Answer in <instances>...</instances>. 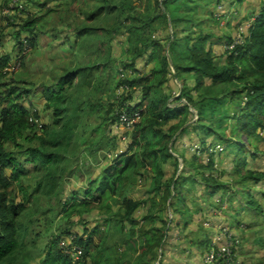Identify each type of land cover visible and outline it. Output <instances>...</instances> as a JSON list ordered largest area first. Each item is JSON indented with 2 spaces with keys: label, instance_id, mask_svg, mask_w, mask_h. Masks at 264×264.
<instances>
[{
  "label": "trees",
  "instance_id": "1",
  "mask_svg": "<svg viewBox=\"0 0 264 264\" xmlns=\"http://www.w3.org/2000/svg\"><path fill=\"white\" fill-rule=\"evenodd\" d=\"M55 1L59 4L53 6ZM205 1L222 4L223 9L206 16L200 12ZM78 2L84 3L85 8L79 18L76 16L77 23L63 21L51 32L54 41L61 40L58 46L63 54L70 55V63L62 65L52 82L43 88L51 123L42 124L37 110L30 111L21 104L29 90L12 87L7 89L6 96L0 93L5 106L0 112V264H17L26 254L31 218L37 214L31 204L59 197L64 188L60 174L74 151L78 130L87 126L88 119L97 121L89 134L93 141L88 149L98 152L103 148L101 143L112 140L114 144L108 148L109 160L101 163L83 197L76 195L68 200L61 196L63 218H79L87 236H76L72 243L82 252L81 264H120L122 257H117V250L108 244L111 231L119 227L129 229L130 242L136 250L139 248L143 260L159 253V264H166L171 231H180V220L188 212L184 195L189 192V180L194 182L196 178V186L200 181L203 192L210 188L213 193L225 186L236 194L232 185L224 183L211 153L216 140L226 141L219 131L220 124L228 119L223 115V106H241L235 114L236 135L241 134L244 143L264 132V0L252 16L256 20L249 21L251 26L243 43L225 50L226 44H234L237 33L225 37L223 52L217 56L212 41L215 37L202 25L208 18L219 20L230 12V3L242 0H32L31 12L27 8L16 9L19 13L27 12L15 37L20 51L37 50L47 35V16L56 13L70 17L74 14L71 7ZM61 33L65 36L59 39ZM125 36L127 61L118 62L113 46ZM216 58L220 63H216ZM10 62L9 55L0 58V77L8 76ZM112 62L124 67L123 77L119 69L117 77H110L107 67ZM174 80L182 84V98L178 101L185 99L186 103L170 107L168 101L175 94L171 87ZM103 94L107 96L101 102ZM100 102L105 109L103 114L99 113ZM191 109L197 111L198 120L189 124L195 117ZM206 112L217 120L215 124L203 121ZM122 114L130 118L139 114L126 149L121 148V136L113 130ZM35 121L41 122L42 127ZM199 129L209 130L213 137L201 138L200 149L194 151L190 163L176 145L185 135ZM9 145L15 147L13 152L7 149ZM240 147L245 152L246 147ZM197 152L207 155L208 161L198 157ZM179 161L183 162L180 175ZM170 163L176 173L166 180ZM27 165L32 166L30 171ZM245 166L246 163H237L238 178L234 183L264 182V172L245 171ZM31 178L35 179V187L25 183ZM137 178L151 181L144 200L127 194L129 189L134 194ZM245 192L253 206L251 190ZM156 202L161 208L154 211ZM174 202L183 208L176 209ZM141 211L146 215L139 222ZM92 222L95 225L90 228ZM71 229L64 233L65 237L71 236ZM60 241L53 240L48 263L74 264L70 256L73 246L60 250ZM176 257L173 264H189Z\"/></svg>",
  "mask_w": 264,
  "mask_h": 264
},
{
  "label": "rangeland",
  "instance_id": "2",
  "mask_svg": "<svg viewBox=\"0 0 264 264\" xmlns=\"http://www.w3.org/2000/svg\"><path fill=\"white\" fill-rule=\"evenodd\" d=\"M31 1L21 0L22 7L27 8V11L30 12L31 7H33ZM58 2L55 1L52 5L56 6L59 4ZM13 4L14 0H0V58L7 55L11 57L8 76L6 78L0 77V84L2 85L0 87V93H5L4 96H6L7 89L12 87L29 90L30 92L21 104L30 111L37 110L41 116L42 124L49 125L51 119L48 115L49 112L46 110L43 88L52 82L54 73L60 71L62 65L70 63V55H64L63 49L58 46L61 40L54 41V34L51 32L58 25H62L63 21H67L68 24L77 23L78 15L85 8V4L78 2L72 6L71 10L74 11V14H71L70 17L69 14L58 16L54 13L48 15L46 22L47 35L43 37L40 47L37 50L25 48L23 51H20V46L17 44L15 37L22 20L27 19V12L19 13L16 9H12ZM243 4V0L242 2L230 3V12L226 13L223 17L219 18L218 16L219 20H216V18H208L204 25H202L207 33L215 37L212 41L214 42L216 50L224 46L226 43L224 41L225 37L231 36L232 32L239 33L242 30L245 31L247 23L256 20L255 17L247 18L243 16ZM89 5L91 3L88 1L87 6ZM203 7L204 10L202 11L201 9L200 12L206 16H210L212 12L223 9L222 4L217 6L214 2L207 1L203 2ZM232 22H236L234 31L230 29ZM64 36L65 33L58 34L59 39L64 38ZM120 40L122 41L120 44L117 43L113 46V55L118 62H125L127 61V55L126 46L123 43L126 42V36L120 38ZM214 54L216 56L218 55L215 50ZM216 59V63H220V60L218 58ZM139 64V68L142 69L141 62ZM122 68L124 67L114 62L110 63L107 67L110 72V77L113 74V78L117 77L119 70L122 77L126 74ZM171 87L175 91V94L169 99L168 105L174 107L180 103H186L185 99L178 101L182 98V84L180 81H172ZM121 93L119 95H122ZM89 95L91 96V94ZM104 96L107 95H102L101 102H103ZM1 98L2 95H0ZM195 98L198 99V93L195 95ZM101 102L98 109L99 113L103 114L105 109ZM104 103L106 104V102ZM227 104L228 106H225L226 104L223 106L222 112L228 119L219 126V131L224 135L226 141L221 142L220 140H216L211 149V153L215 168L223 175L222 179L224 183H228L230 187L232 185L233 189H236V194L234 192L232 193V190L227 189L225 186L213 193L209 190L210 188L206 192H203L200 181L197 182L198 184L196 186L194 184L196 178L194 182L189 180V192H186L184 195L188 212L185 218H181L180 220V231H171L170 243L173 246L171 247L170 244L168 245L170 247H167L166 264H173L176 255H178L176 257L178 261L189 264H264V182L259 185H256L254 182H251V184L245 183L244 185L234 183L238 178V176H235L237 175L235 173L237 163L239 162L246 163L245 171L253 169L257 172H264V132H259V137L251 138L249 142L244 143L242 135H236L238 129L236 128L237 118L235 114L241 106L239 104L235 105L234 103ZM4 107L1 99L0 112ZM191 111L195 114V117L189 124L195 123L198 120L197 111L194 109H191ZM90 113L94 114V111ZM206 113L203 121L207 124H215L217 120L213 119L208 112ZM93 123L94 119H88L87 126L77 132L74 151L71 152L70 159L66 161L63 166V172L60 174L63 177L64 188L60 191L59 197L53 199L44 198L41 202L31 204L35 208L33 211L37 212V214L31 218V235L27 243V252L19 258L17 264H49L47 255L54 239H61L58 248L63 251L66 247L73 246L72 243L76 236L86 239L87 236L83 230V223L79 222V218L72 221L63 218L61 196L63 199L68 200H72L76 195L83 197V193L88 189L90 181L95 176V172L99 170L101 163H105L111 156L109 155L108 148L113 146L114 141L112 140L107 142L108 144L101 143L103 148L98 150V152H93L88 149V145L93 141L89 134L95 127L97 121ZM187 126L188 124L184 128ZM113 130L116 135L119 134L121 136V148L126 149L134 128L118 131L116 127H113ZM182 131L183 128L176 134V137ZM204 136H208L209 138L213 137L209 135V130L202 131L199 129L196 133L185 135V138L181 139L176 145L179 150L186 153V157L190 163L193 159L194 151L200 149L199 142L201 138H205ZM189 139L192 142H189ZM229 140L231 142L226 144ZM240 145L246 147L245 152L241 151ZM7 149L13 152L15 147L9 145ZM254 154L257 156L253 157ZM174 156L178 158V155L175 153ZM198 157H202L201 159H204L205 162L208 161V156L205 154L199 152ZM99 160L100 162H98ZM179 162L178 175L181 174L183 169V162ZM26 168L30 171L32 166L27 165ZM175 173L174 164H168L166 168V180L172 179ZM8 174L11 175L9 172ZM25 183L26 185L35 187L36 182L35 179L31 178L29 182L26 181ZM150 183V180L146 181V179L137 178V183L134 185L136 190L133 194V189L132 191L129 189L127 194H130L128 196H133V198L138 200H144L146 194H148ZM248 189L251 190L253 206L249 205L250 199L247 192H245ZM20 197H22L21 194ZM174 207L180 210L183 208V205L174 202ZM160 208L157 202L153 205L154 211L160 210ZM143 214L146 215L145 211H141V215L138 216L139 222H141ZM165 217L167 220V215ZM177 219L179 221L180 218L177 217ZM94 225L92 222L89 224V227L92 228ZM69 227L70 229L72 227V234L71 236L65 237L64 233ZM137 229H139V226H137ZM128 233L129 229H122L121 227L114 228L111 231V241L108 244L117 250V257H122L120 264H143V262L146 264L150 260L151 262L149 264L160 263L161 256H159V253L158 255H150L143 260L141 251L139 248L136 250L137 248L130 242ZM142 244L143 241L140 239L139 245L142 246ZM220 250L226 251L227 254L223 257L218 256ZM70 252L68 250V253ZM126 252L130 255H124ZM81 253L80 248L74 245L70 255L74 264L82 263ZM213 255L215 258H213ZM168 258L171 259V262H167Z\"/></svg>",
  "mask_w": 264,
  "mask_h": 264
},
{
  "label": "built area",
  "instance_id": "3",
  "mask_svg": "<svg viewBox=\"0 0 264 264\" xmlns=\"http://www.w3.org/2000/svg\"><path fill=\"white\" fill-rule=\"evenodd\" d=\"M13 8L14 9L19 8V9L23 10L24 8L22 7L21 0H14V4L12 5V9ZM250 26H251V23L248 22L246 30L245 31L242 30L241 32L237 33V36L235 38L236 40H235L234 44H232L231 46H227V44H226L225 45V50H231L236 45L243 43L244 36L247 34V29H249ZM8 70L9 69H7V71ZM138 119H139V114H136V116H134L133 118L128 117L126 114H122L121 117H120V123L116 126V128L118 129V131H120L121 129L122 130H127V129L130 130V129L134 128V125L136 124ZM31 122L33 123L34 121L31 120ZM35 123H37L40 127H42L40 125L39 121H35ZM218 253H219L218 256H220V257H223V256H225L227 254L226 251H222V250H220ZM213 258H215L214 255H213Z\"/></svg>",
  "mask_w": 264,
  "mask_h": 264
},
{
  "label": "crops",
  "instance_id": "4",
  "mask_svg": "<svg viewBox=\"0 0 264 264\" xmlns=\"http://www.w3.org/2000/svg\"><path fill=\"white\" fill-rule=\"evenodd\" d=\"M243 2H244V4L242 7V14H243V16H245L247 18H251L256 13V11L259 10V8L262 5V0H243ZM234 26H236V22H232V24L230 25L231 31L235 30ZM234 33L235 32H232L231 36H233ZM215 52L218 55L222 54L223 47L219 48L218 50H216V48H215Z\"/></svg>",
  "mask_w": 264,
  "mask_h": 264
}]
</instances>
